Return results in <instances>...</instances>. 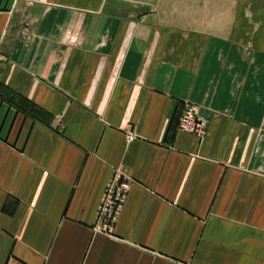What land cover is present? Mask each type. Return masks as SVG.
Instances as JSON below:
<instances>
[{
  "label": "crops",
  "instance_id": "crops-1",
  "mask_svg": "<svg viewBox=\"0 0 264 264\" xmlns=\"http://www.w3.org/2000/svg\"><path fill=\"white\" fill-rule=\"evenodd\" d=\"M175 1L0 0V264H264V0Z\"/></svg>",
  "mask_w": 264,
  "mask_h": 264
},
{
  "label": "built area",
  "instance_id": "built-area-1",
  "mask_svg": "<svg viewBox=\"0 0 264 264\" xmlns=\"http://www.w3.org/2000/svg\"><path fill=\"white\" fill-rule=\"evenodd\" d=\"M207 126L208 121L199 115L197 105L188 104L180 119L179 129L203 137ZM133 137V133L129 134L130 139ZM129 188L130 180L118 174L108 184L98 217V225L102 230L111 231Z\"/></svg>",
  "mask_w": 264,
  "mask_h": 264
},
{
  "label": "rangeland",
  "instance_id": "rangeland-1",
  "mask_svg": "<svg viewBox=\"0 0 264 264\" xmlns=\"http://www.w3.org/2000/svg\"><path fill=\"white\" fill-rule=\"evenodd\" d=\"M171 1H173L172 5L176 6V1L175 0H171ZM233 1L236 0H227V9H230L231 4L233 5Z\"/></svg>",
  "mask_w": 264,
  "mask_h": 264
},
{
  "label": "trees",
  "instance_id": "trees-1",
  "mask_svg": "<svg viewBox=\"0 0 264 264\" xmlns=\"http://www.w3.org/2000/svg\"><path fill=\"white\" fill-rule=\"evenodd\" d=\"M23 101H25V99Z\"/></svg>",
  "mask_w": 264,
  "mask_h": 264
}]
</instances>
